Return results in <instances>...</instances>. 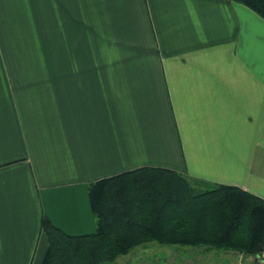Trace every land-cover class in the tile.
Listing matches in <instances>:
<instances>
[{
  "label": "crops",
  "instance_id": "obj_1",
  "mask_svg": "<svg viewBox=\"0 0 264 264\" xmlns=\"http://www.w3.org/2000/svg\"><path fill=\"white\" fill-rule=\"evenodd\" d=\"M145 166L264 199V20L233 0H0V264H41L42 215L93 233L89 185Z\"/></svg>",
  "mask_w": 264,
  "mask_h": 264
},
{
  "label": "trees",
  "instance_id": "obj_2",
  "mask_svg": "<svg viewBox=\"0 0 264 264\" xmlns=\"http://www.w3.org/2000/svg\"><path fill=\"white\" fill-rule=\"evenodd\" d=\"M233 1L264 20V0ZM88 195L91 234L67 235L41 216V264H110L150 242L263 256L264 199L239 187L145 166L91 183Z\"/></svg>",
  "mask_w": 264,
  "mask_h": 264
},
{
  "label": "rangeland",
  "instance_id": "obj_3",
  "mask_svg": "<svg viewBox=\"0 0 264 264\" xmlns=\"http://www.w3.org/2000/svg\"><path fill=\"white\" fill-rule=\"evenodd\" d=\"M146 245V248L143 245L134 247L110 264H237L236 256L239 254L204 246L162 245L157 242Z\"/></svg>",
  "mask_w": 264,
  "mask_h": 264
},
{
  "label": "built area",
  "instance_id": "obj_4",
  "mask_svg": "<svg viewBox=\"0 0 264 264\" xmlns=\"http://www.w3.org/2000/svg\"><path fill=\"white\" fill-rule=\"evenodd\" d=\"M263 255H264V252H263Z\"/></svg>",
  "mask_w": 264,
  "mask_h": 264
}]
</instances>
